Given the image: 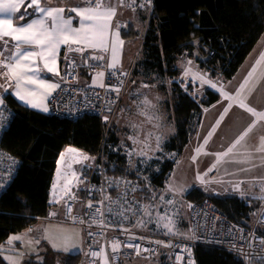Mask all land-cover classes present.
<instances>
[{"label": "trees", "instance_id": "1", "mask_svg": "<svg viewBox=\"0 0 264 264\" xmlns=\"http://www.w3.org/2000/svg\"><path fill=\"white\" fill-rule=\"evenodd\" d=\"M139 14H148L141 18L146 22L145 35L141 54L128 76L158 84V89L171 97L167 104L175 120V134L163 143L156 157L138 161L136 170L129 171L128 156L120 147L115 126H108L92 114L69 119L43 113L6 93L0 146L17 159L18 168L12 182L0 194V248L11 235L27 231L47 215L57 163L67 147L99 155L105 163V175L122 174L137 180L145 175L154 190L165 188L177 157L197 136L204 111L221 98L219 93L206 89L199 99L193 95V85L184 88L178 81L182 76L178 66L181 57H189L211 80L228 81L264 34V0H153L152 9ZM136 30L131 24L128 30H122L123 38L134 39L139 35ZM171 154L175 158L167 156ZM139 191L148 193L145 188ZM206 199L212 200L228 219L244 227H249L261 204L236 194L209 196L199 188L186 194L189 204ZM60 257L63 264L81 262V253ZM194 259L196 264H243L238 256L208 246L196 247ZM0 264H7L1 254Z\"/></svg>", "mask_w": 264, "mask_h": 264}, {"label": "rangeland", "instance_id": "2", "mask_svg": "<svg viewBox=\"0 0 264 264\" xmlns=\"http://www.w3.org/2000/svg\"><path fill=\"white\" fill-rule=\"evenodd\" d=\"M147 15L118 10L115 20L118 24L116 27L113 24L109 32V49L114 40L112 35L114 30L120 31L123 27L134 24L136 31L139 32V35L131 40H124L119 33V39L123 41V44L118 48L116 68L124 72L128 73L133 68L141 54L146 26V22L141 18ZM262 53H264V34L236 75L228 81L222 78L211 80L209 74L201 70L189 57H181L178 66L182 69L180 81L184 88L193 85L195 88L193 95L199 99L206 89L219 93L221 98L219 102L204 111L197 136L177 157L176 165L165 188L154 190L150 187L149 178L140 175L142 179L148 181L150 199L146 198L147 193L143 201L141 194H134L131 198L122 201L127 210L133 208V211L142 213L138 217L134 216L136 213L130 216V219L137 218L134 223L137 231L154 233L158 236L188 238L190 235V204L186 200V194L194 188L202 189L209 196L236 194L244 199L260 202L264 199L261 198L264 197V163H262L264 152L257 151L261 138L264 137V120L257 121V118L246 109L240 108L234 101L225 99L224 95L227 93L238 100H244L247 106L257 112H264V75H262L264 74V63L256 64ZM99 55L104 57L105 52L100 51ZM110 63H112L111 51ZM254 67H256L255 75L250 83L239 91L238 95L241 84ZM186 72L188 75H185ZM205 80L211 83H204ZM1 82L4 83V79ZM212 84L216 87L213 88ZM120 98L118 106L106 117L104 123L118 129L120 147L128 156L127 168L129 171H134L138 161H147L156 157L162 150L163 143L175 134V120L171 106L167 104V101H171V97L160 91L158 84L133 77L129 78ZM229 104H232V107L226 115H223L224 109ZM222 115L223 119H221ZM252 125L255 126L251 127V131L233 152L217 163V154L224 153ZM197 149H201V152L193 162L192 158L196 156ZM167 156L175 158L172 154ZM241 160L248 162H237ZM111 186L112 184L105 183L108 191ZM60 222L62 226H55L50 230L47 238L40 244L47 241L61 251L71 246L76 233L74 225ZM141 223L143 226H140ZM165 224L169 225L171 231L164 227ZM29 234L31 233L27 230L22 234L11 235L8 240L10 247L3 245L0 249H12L15 246L16 236ZM27 247L35 250L38 244L27 241ZM47 247L45 244L43 249L46 250ZM20 253L21 251H18V254ZM7 255L4 254L5 257ZM14 259L18 260L17 257ZM120 264H160V262L123 259Z\"/></svg>", "mask_w": 264, "mask_h": 264}, {"label": "built area", "instance_id": "3", "mask_svg": "<svg viewBox=\"0 0 264 264\" xmlns=\"http://www.w3.org/2000/svg\"><path fill=\"white\" fill-rule=\"evenodd\" d=\"M107 3L135 13L147 12L153 7V0H123V5L119 0H103L104 5ZM99 54L98 50L91 48H86L82 53H64L65 69L60 87L51 97L49 114L69 119L92 114L105 121L116 109L129 76L126 72L109 67L104 58H90ZM66 56L70 59H65ZM4 71L0 68V85L3 79L6 80ZM99 72L104 73L103 87L83 83V80L95 78ZM68 149H75L76 152L70 153ZM199 153L192 158L193 162ZM61 154L64 159L61 161L59 158L57 166L61 176L58 178L56 171L55 188L54 185L51 188L53 200L44 219H60L84 229L85 245L80 264H100L105 256H109L113 264L123 259L159 261L160 264H196L194 257L198 246L226 250L238 256L243 264H264V199L249 227L231 221L216 208L212 200L206 199L202 203L190 204L188 238L158 236L137 231L134 224L137 218L130 219V216L136 213L134 216L138 217L142 213L133 211V208L127 210L122 204L124 199L139 194L141 188L149 192L147 180L131 179L122 174L113 177L105 175V163L101 162L99 155H91L76 147H68ZM83 156L88 159L84 160ZM17 168V159L0 146V194L14 179ZM97 177L100 179L97 180ZM105 183L112 184L109 191ZM139 192L142 195L145 191ZM88 204L92 208H88ZM109 206L112 212H109ZM118 211H123V216L118 215ZM113 244L119 245L116 251H113Z\"/></svg>", "mask_w": 264, "mask_h": 264}, {"label": "snow or ice", "instance_id": "4", "mask_svg": "<svg viewBox=\"0 0 264 264\" xmlns=\"http://www.w3.org/2000/svg\"><path fill=\"white\" fill-rule=\"evenodd\" d=\"M85 7L71 8L69 11L76 14L79 17V27L72 26V18H65L64 8H47L41 6V0H0V68L5 69L3 75L9 80L15 82V95L24 103L29 104L33 108H40L42 111L47 112V108L44 100L51 96L52 91L60 87L58 83H49L46 79L41 78V69L37 66V60L43 62V69L48 73L59 76L57 68V57L60 47L66 46L67 52L82 53L86 48L100 50L102 52L111 51L112 63L109 65L111 68H115L118 63V48L122 46L123 41L119 39V32L112 33L114 40L109 49V32L111 29V20L116 14L115 7H105L103 0H84ZM119 3L123 5V0H119ZM25 7V12L19 17V20H25L27 16L40 14L37 18L32 19L30 22L24 25L14 26L12 18L15 13L19 11L21 6ZM32 8L33 12L28 13L27 9ZM50 21V23H49ZM5 37L11 38L12 48L8 50L9 41L5 40ZM76 45V47H73ZM83 45V47H81ZM8 55H4L5 52ZM91 59L103 60V56H93ZM65 59H70L68 56ZM74 63V61L72 62ZM264 63V53L256 61L259 65ZM190 71V70H189ZM256 73V67L249 72L248 77L244 83L241 84L240 90L242 91L249 83L251 78ZM103 72L97 73V81L102 78ZM188 75V72L185 73ZM264 75V74H262ZM97 81H94L95 84ZM258 82V81H257ZM204 83H211L210 81H204ZM28 85H35V88L27 87ZM10 86V85H9ZM103 87V84H100ZM213 88L215 84L211 85ZM0 87H7L0 85ZM119 91V89H115ZM225 99L234 101L240 108L246 109L251 115L257 118V121L264 120V112H257L255 109L246 105L244 100H238L227 93L224 94ZM39 96L40 103H36L32 97ZM3 99L0 98V105L3 104ZM232 107L229 104L224 109V114ZM223 115L221 119H223ZM241 135L224 153L217 154L219 163L224 157H227L233 150L244 140L248 132L251 131V127ZM70 153H75V149H68ZM201 149H197L199 153ZM258 152H264V137L261 138L260 146L257 148ZM87 160V156L82 157ZM64 156L61 154L60 160L63 161ZM239 163L248 162L247 160L237 161ZM264 163V158H262ZM74 175V174H73ZM61 176V172L57 171V177ZM55 188V185L53 186ZM264 198V197H261ZM109 199V197H105ZM119 199V198H118ZM118 201H113L117 203ZM88 208H92L91 204L87 205ZM109 212H112V208L109 206ZM99 212L100 210L97 209ZM146 211V209H145ZM68 212H71L69 207ZM103 215V213H100ZM123 216V211L117 213ZM150 215V213H149ZM126 219V217H124ZM163 219V218H161ZM103 222H101L102 224ZM140 226H143L141 223ZM164 227L171 228L168 224ZM15 239H20L16 237ZM11 243V241H9ZM157 243H162L157 241ZM264 243V241H262ZM55 246V245H54ZM113 251H116L119 247L118 244H113ZM131 247V245H129ZM139 246H137L138 249ZM65 251L68 249L65 248ZM105 264L107 260L105 258Z\"/></svg>", "mask_w": 264, "mask_h": 264}, {"label": "crops", "instance_id": "5", "mask_svg": "<svg viewBox=\"0 0 264 264\" xmlns=\"http://www.w3.org/2000/svg\"><path fill=\"white\" fill-rule=\"evenodd\" d=\"M41 6L47 7V8H64L65 9V11H64L65 18L71 17L72 18V26L75 28V27H79V23H78L79 17H77L75 13L70 12L69 10L71 8H76V7H85L86 5L81 0H64V1L63 0H48V1L41 0ZM104 6L105 7H115L114 4H112V3H107ZM25 7H26V5L21 6L19 11L17 13H15L14 17L12 18V23L14 26L27 24L32 19H35L40 15L38 13L36 15H30V16H32V18L29 20L17 19L16 17H19L22 13L25 12ZM115 9H116V14L111 20V29L113 27V24L115 27L118 24V22L115 21L116 15L118 13V10H122V9H117V8H115ZM27 12L32 13L33 9L28 8ZM28 17L29 16H27L26 18H28ZM0 18H4V17L0 16ZM49 23H50V21H49ZM130 25L131 24H129L125 28L123 27L120 31H118L122 38H123L122 30L123 29L128 30ZM132 25H134V24H132ZM114 32H117V30H114ZM4 39L9 41L8 50L11 51L12 43H13L11 41V38L5 37ZM123 39L126 40L125 38H123ZM73 47H76V45H73ZM81 47H83V45H81ZM98 51L100 52V50H98ZM66 52H67L66 46L62 45L60 47L59 54L57 57V68L59 71V76L53 75L52 73H48L46 70L43 69V62L40 61L39 59L37 60V66L41 69V78L42 79H46L49 83H58V84L60 83L61 75L63 74L64 69H65L64 62H63V55H64V53L66 55ZM4 55L5 56L8 55V52L6 51L4 53ZM104 61L108 66L111 64L110 63V51L105 52ZM115 69H119V68L115 67ZM119 70L122 71L121 69H119ZM122 72H124V71H122ZM130 72H131V70L128 73H130ZM94 81H97V76L95 78L89 80V81L83 80V83H85L87 85L98 86V87H101L100 84L104 83L103 77L100 78L95 84L93 83ZM2 85L7 87V90H5V87H3V88L0 87V98H2L3 101H4V94L6 92H9L22 105H25L29 108L35 109V110L43 112V113L49 112V110L47 112H44L40 108H33L29 104H26L23 101H21L14 94L15 93V82L14 81H9L6 78V80L4 81V83ZM27 87L35 88L36 86L35 85H28ZM57 89L52 91L51 96L47 97L44 100V103L46 104L48 109L50 108L51 97L54 95V93L57 91ZM120 95H121V93H120ZM32 99H34V101L36 103H40V97L39 96H34V97H32ZM3 107H4V102L2 105H0V126H1V117H3V113H2ZM58 163H59V160H58ZM58 163H57V166H58ZM55 178H56V175H55ZM228 195H232V194H228ZM224 196H227V195H224ZM50 199L53 200L52 189L50 192ZM60 221H63V220L58 219V220H54V221H48V220H45L44 218L40 219L38 221V223H36L32 229L31 228L28 229V231H30L31 234L24 235V236H16V237H19L20 239H15L16 237L14 238L15 246H13L12 249H9V248H8L9 250H4V249L1 250L0 249L1 257L5 260V262L7 264H63L60 256L75 255V254H79V253L82 254V252L84 250V245H85V242H84L85 232H84V229L80 225H76V224L70 223L71 225H74V229L76 230V233H75L74 239L72 240L71 246L67 247V249H68L67 251H65V250L61 251L59 248L53 247L51 244L47 243V241H44L43 243L40 244V242H42V240H45L47 238V236H48L47 234L50 232V230H52L55 226H62V223ZM63 222H65V221H63ZM27 241L28 242L32 241L33 243H37L38 248L35 250L28 249ZM45 244H47V246H48L47 247L48 249H46V250L43 249ZM4 245L7 246L8 241ZM7 247H10V246L8 245ZM18 251H21V253L18 254ZM4 254H8V255L5 257ZM15 257H17L18 260L14 259ZM105 258L107 260V264H113V262L111 261L109 256H105L100 264H105Z\"/></svg>", "mask_w": 264, "mask_h": 264}, {"label": "clouds", "instance_id": "6", "mask_svg": "<svg viewBox=\"0 0 264 264\" xmlns=\"http://www.w3.org/2000/svg\"><path fill=\"white\" fill-rule=\"evenodd\" d=\"M2 88H3V87H2ZM6 93H8V92H6ZM6 93H5V94H6ZM5 94H4V96H5ZM48 114H49V113H48ZM51 115H52V114H51ZM104 122H105V121H104ZM60 156H61V155H60ZM54 179H55V178H54Z\"/></svg>", "mask_w": 264, "mask_h": 264}]
</instances>
